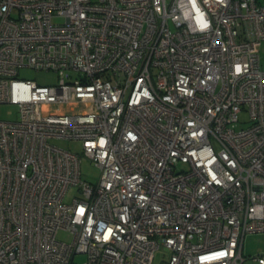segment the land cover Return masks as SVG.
Segmentation results:
<instances>
[{"label": "built area", "instance_id": "built-area-1", "mask_svg": "<svg viewBox=\"0 0 264 264\" xmlns=\"http://www.w3.org/2000/svg\"><path fill=\"white\" fill-rule=\"evenodd\" d=\"M262 41L259 0H0V264H242L264 231Z\"/></svg>", "mask_w": 264, "mask_h": 264}, {"label": "rangeland", "instance_id": "rangeland-1", "mask_svg": "<svg viewBox=\"0 0 264 264\" xmlns=\"http://www.w3.org/2000/svg\"><path fill=\"white\" fill-rule=\"evenodd\" d=\"M264 2V0H259ZM54 21H58L57 18H53ZM259 54L261 61L264 62V41L261 42ZM18 78L32 79L40 85H51L57 82L58 76L53 71L36 70L33 68L22 67L19 69ZM240 120L247 118L246 113L242 112L239 114ZM18 118V107L14 104L1 103L0 104V119L2 120H16ZM51 142L61 148L71 150L80 155V171L81 178L88 182H95L99 176V169L92 163L88 158H86L81 149L80 142L77 140L68 139H52ZM184 167V165H181ZM79 196V192L75 186H71L66 195L65 202H70L73 197ZM57 239L69 240L68 234L59 230L57 232ZM242 253L246 259L242 264H256L252 257L260 253H264V231L251 232L245 234L243 238ZM84 256L78 254L75 257V261H82ZM166 251L163 248L157 249L154 254V259L152 264H165Z\"/></svg>", "mask_w": 264, "mask_h": 264}]
</instances>
